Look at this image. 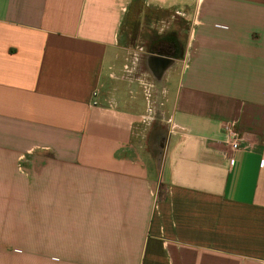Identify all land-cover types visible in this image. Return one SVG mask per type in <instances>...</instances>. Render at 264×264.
Listing matches in <instances>:
<instances>
[{
	"label": "crops",
	"instance_id": "obj_1",
	"mask_svg": "<svg viewBox=\"0 0 264 264\" xmlns=\"http://www.w3.org/2000/svg\"><path fill=\"white\" fill-rule=\"evenodd\" d=\"M0 264H264V0H0Z\"/></svg>",
	"mask_w": 264,
	"mask_h": 264
},
{
	"label": "rangeland",
	"instance_id": "obj_2",
	"mask_svg": "<svg viewBox=\"0 0 264 264\" xmlns=\"http://www.w3.org/2000/svg\"><path fill=\"white\" fill-rule=\"evenodd\" d=\"M158 37L159 36H155L153 38V41H154V39H156ZM150 42L148 43V45L146 47L147 48V53H150V49H151ZM160 45H162L161 42L155 43L154 44L155 48L153 50H155L157 52L156 48L157 47L159 48ZM163 46H165V45H163ZM161 49H164V51L166 52V50H165L164 47H161ZM175 52H176L175 49H173V54H175ZM144 60L142 61V66L143 67L146 65V59H145V57H144ZM143 70H145V69H143ZM142 73L143 74H141V76H142V79H144V80H142L143 81L142 83L143 84H146V80H149L150 81L151 78H149L147 74H144L145 71H142ZM161 78L162 77H157V78H155V80H160ZM162 130H164V126L162 124H160L159 122H156L154 125H152V127L150 129V137L148 139V147L150 148V150L152 151V153H155L156 154L155 156H158L157 158L159 159V161H162V159H163V156H164V147H162V145H161L162 144L161 143L162 142L161 139H158L156 137H157V133H161Z\"/></svg>",
	"mask_w": 264,
	"mask_h": 264
},
{
	"label": "built area",
	"instance_id": "obj_3",
	"mask_svg": "<svg viewBox=\"0 0 264 264\" xmlns=\"http://www.w3.org/2000/svg\"><path fill=\"white\" fill-rule=\"evenodd\" d=\"M225 129L228 133V135L230 136L232 143L231 146L236 149L238 147V142L240 140V134L239 132L235 129L236 127V123L235 121H229L227 123H225Z\"/></svg>",
	"mask_w": 264,
	"mask_h": 264
},
{
	"label": "trees",
	"instance_id": "obj_4",
	"mask_svg": "<svg viewBox=\"0 0 264 264\" xmlns=\"http://www.w3.org/2000/svg\"><path fill=\"white\" fill-rule=\"evenodd\" d=\"M159 42H162V43H169L170 45L172 44V47L175 49V53L178 52V49H179V45H178V42L177 40L172 37V36H166V37H162L161 39L159 40H156L153 42L152 45H154L155 43H159Z\"/></svg>",
	"mask_w": 264,
	"mask_h": 264
}]
</instances>
